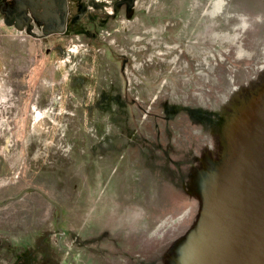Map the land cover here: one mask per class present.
Returning <instances> with one entry per match:
<instances>
[{
    "label": "rangeland",
    "instance_id": "1",
    "mask_svg": "<svg viewBox=\"0 0 264 264\" xmlns=\"http://www.w3.org/2000/svg\"><path fill=\"white\" fill-rule=\"evenodd\" d=\"M22 1L0 0V264H176L264 82V0H67L61 34L3 15Z\"/></svg>",
    "mask_w": 264,
    "mask_h": 264
},
{
    "label": "water",
    "instance_id": "2",
    "mask_svg": "<svg viewBox=\"0 0 264 264\" xmlns=\"http://www.w3.org/2000/svg\"><path fill=\"white\" fill-rule=\"evenodd\" d=\"M241 106L243 119L222 123L223 155L176 264H264V82L230 117Z\"/></svg>",
    "mask_w": 264,
    "mask_h": 264
},
{
    "label": "flooded vegetation",
    "instance_id": "3",
    "mask_svg": "<svg viewBox=\"0 0 264 264\" xmlns=\"http://www.w3.org/2000/svg\"><path fill=\"white\" fill-rule=\"evenodd\" d=\"M67 0H23L14 8L2 3V13L17 27L33 26L42 32L64 33L69 25L80 23L86 14L76 11L71 13ZM12 10V11H10Z\"/></svg>",
    "mask_w": 264,
    "mask_h": 264
},
{
    "label": "crops",
    "instance_id": "4",
    "mask_svg": "<svg viewBox=\"0 0 264 264\" xmlns=\"http://www.w3.org/2000/svg\"><path fill=\"white\" fill-rule=\"evenodd\" d=\"M19 36H20L19 32L18 33L17 32H11V35L9 37H7L8 42L5 44V46L7 47L8 50H11L13 52H17V51L21 50L20 47L17 46L15 43V41L18 40ZM4 43H5V40H4ZM32 50H33V48H32ZM1 74H2V72H0V76H1ZM5 84H6V81H4L3 78H0V87L2 88ZM19 109H20V107H16L17 114L19 113Z\"/></svg>",
    "mask_w": 264,
    "mask_h": 264
},
{
    "label": "bare ground",
    "instance_id": "5",
    "mask_svg": "<svg viewBox=\"0 0 264 264\" xmlns=\"http://www.w3.org/2000/svg\"><path fill=\"white\" fill-rule=\"evenodd\" d=\"M237 13V12H236ZM212 77V76H211ZM252 101H253V103L256 101V99L254 100V99H252ZM37 108V107H36ZM238 111H237V113L234 115V117L232 118V119H230L231 120V123H233V122H235V116L237 115V114H239V116L238 117H241V119H243L245 116H244V113L247 111V110H244V106H241V107H239L238 109H237ZM35 111V110H34ZM239 112V113H238ZM41 114V113H40ZM40 117H42V116H40ZM39 118V117H38ZM38 118L36 119V120H38ZM228 122V119H225V121H224V124L225 123H227Z\"/></svg>",
    "mask_w": 264,
    "mask_h": 264
},
{
    "label": "trees",
    "instance_id": "6",
    "mask_svg": "<svg viewBox=\"0 0 264 264\" xmlns=\"http://www.w3.org/2000/svg\"><path fill=\"white\" fill-rule=\"evenodd\" d=\"M22 257H25V256H22ZM22 257H20V259H21Z\"/></svg>",
    "mask_w": 264,
    "mask_h": 264
}]
</instances>
